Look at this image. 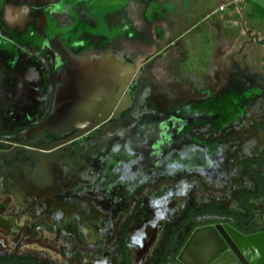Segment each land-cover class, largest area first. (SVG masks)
<instances>
[{
  "label": "rangeland",
  "instance_id": "obj_1",
  "mask_svg": "<svg viewBox=\"0 0 264 264\" xmlns=\"http://www.w3.org/2000/svg\"><path fill=\"white\" fill-rule=\"evenodd\" d=\"M37 1L39 3H36L38 7L32 9V6ZM37 1L0 0L1 26L5 27V29L14 28L16 29L15 31L19 32V29H23L22 27L26 17H29V19L33 17V20H38L40 24L42 17L44 18L43 20L47 18H45L43 13L48 14L50 9L51 11L61 12H67L70 9L65 5L61 7L56 6V3H54L56 0L45 1L47 2L46 6L40 2L41 0ZM84 1L86 0H78V4H80L79 13L82 15L83 19H80L72 28H69V30L64 33V37L75 38L83 43L79 51L68 48V50L71 51L70 53L76 56L73 63L77 64V61L81 60L90 51H110L123 57L124 61L135 66L139 73L143 72L144 87L142 95L136 105L139 110L144 113L152 111L157 114L154 116H157L159 120H163L164 118L162 117H166L172 112H176L182 118L186 119V121H184V119L178 121L170 118L169 121H171V125L176 132L179 131L180 128H187L186 131L190 130L192 132L191 138L188 139L189 142L198 144L202 146V148L203 146L205 147L204 156H206V160H208V163L206 162L205 164L206 174L216 172L212 170L213 167L217 168L215 166H218L217 164L214 165L216 160H221L222 162L221 166H223V169L221 170L223 171L216 172L217 175L213 176V180L209 178L211 181L208 183L210 184L209 186L215 189H228L229 195L220 196L214 193L211 194L210 190L205 191L204 189L202 194V188L198 187L196 189H200L197 190L199 193L197 192L196 195H194L195 197L192 196L193 194L190 193V189L197 185L193 182H188L189 180L192 181L193 177L188 178L184 177V175L190 172L195 173L194 166H181L177 172L171 175L174 176L175 179L179 177L176 183L177 185L165 192H163V189L168 185H162L159 187L158 191H153L152 196L148 197L147 201L143 204L144 208L142 209V214L135 216L133 222L129 221L127 232L134 231L137 224H141L143 229L145 228V231L143 230L144 234L140 236L141 239H147L148 234L145 232L148 227L157 229L156 235L154 233V235L151 236L152 239L150 241L153 243H150V247L142 260V264H154L164 248L167 225L178 221L182 211L187 205L201 204L205 203V201L210 202V200L216 199L214 201L222 203L230 209L239 210L234 199V191L237 188L252 189L253 184L242 175L241 168L231 165L234 160L239 161L242 157L240 153H236V146L233 142L234 139L231 138L228 139L227 142H223L224 147L221 146L222 143L220 140L217 142L216 139L222 138V135L227 134V130L230 126L228 123L233 121L235 115H240L237 117L238 120H236L238 121V126L235 127L234 138L245 140L242 137V135L245 134L243 131L244 123L242 121H244V119L248 120L247 118H251V116L259 119L262 114L261 111H264V93L257 103L256 101L261 94L255 89L239 94L229 91L231 93L225 95L221 99L216 98V93L220 90H218L215 85L221 79V74L218 71L219 69H217V75L210 73L208 70L209 65L203 61V59L207 58L206 52H208L207 49H209L210 46L206 48V46L203 45V29L200 30L201 33L198 35L201 42H199L198 37L195 38L198 43L195 42V39H192V34H185L191 24L200 20V12H197L196 8H191V3L197 5L203 3L204 6H208L215 3L216 0H94L93 4H101L109 7L107 10L97 8L95 13H93L94 20H97L99 24L91 19L89 13H86L85 7L84 9L81 8L82 4H85ZM70 3L73 4V2H69L68 4ZM40 4L44 10L39 9L41 8L39 6ZM3 8L5 11H3ZM18 32L15 33L16 50H21L20 52L23 53V49H17V47L24 48L27 42L21 43L20 41L23 39L22 35L25 36L26 34L27 36L28 34L24 33L22 30L20 33ZM29 36H32V33H30ZM178 36H182L179 41L176 40ZM37 45L39 46L37 48H40V43ZM83 48H85V50ZM195 50H200V53ZM193 53L195 55L199 53L198 56L200 58L196 63L194 62L191 64L190 61L194 58ZM26 56L34 66L32 70L33 73L39 77H37L39 82L44 84L45 78L47 79V77L44 74L45 72H42L40 68L38 72V57H36L33 52H28ZM0 63L3 66L1 67L2 72L14 73V70L21 69L20 66H17V60L12 55L5 56L2 60L0 59ZM72 65L70 64L62 71V79L69 83L70 89L73 88V83L76 82ZM17 76L19 77V74H17ZM260 77L261 76H257V79L262 80ZM30 93V91L17 93L16 90L11 91L6 87L0 86V107L10 110L7 113V120L9 125H12L11 127L6 125V128L0 130L9 131L20 128L21 125L25 124L20 123H22L21 121H23L26 112H30L31 114L28 115L31 117H36L35 110L41 109L42 103L39 99L40 97H37V99L33 97L34 101L30 99ZM232 93H234L235 96H233ZM234 97H237L236 99L240 98V102L235 103ZM208 99H211V101L208 102ZM204 101H207V104H203ZM255 104H257L255 111L252 108V110L248 112L249 106L252 105L254 107ZM73 105L74 102L58 104V107H56L57 110L55 111L56 113L53 114L52 118L58 120L65 119L66 121L74 109ZM244 108L246 109L245 112L242 111ZM237 110L239 111V115L236 114L238 112ZM201 119L203 120V124H201ZM0 122H2L1 119ZM110 123L111 122L106 123L101 128L92 131L88 135L90 138L85 141L84 144L82 143L80 147H74V150L82 148L80 149L81 152L90 154L91 159H89V162L83 160L85 156L80 155L77 156V160L72 162L70 159L68 160L67 157V159H64L66 164L59 161L56 165L57 167H54L55 170L53 173L60 177L57 178L54 193L50 196H52L54 201L59 202L61 206L77 205L80 211L83 210L85 214L88 213L87 208L84 209L88 205L84 197L92 196L86 191L92 189L93 185L98 184L99 178L102 175L104 163L100 162L99 158L105 153H109L108 149L114 145L113 138L121 134L124 125L119 123L107 126ZM54 124L55 123L52 124V122L49 121L47 125L54 126ZM61 124L67 127L71 126L76 130L79 129V131L82 130V128L73 125L74 123L69 124V121ZM105 126L106 128H104ZM22 128L23 127H21V129ZM58 129L60 131L64 130L62 127ZM56 130L57 129L51 131L47 129V135H49L47 141H50L51 137L57 134ZM129 132H131V130L128 131L127 134H122L129 135ZM65 133L67 134L68 131H63L61 134L64 135ZM156 133L158 136H162L163 134L162 132ZM253 134L254 137L251 141L256 143V146L252 147L250 152L264 147V136L262 133L254 131ZM199 135L202 137L199 138ZM57 136L59 137L60 135L58 134ZM181 138L182 136L179 137L182 141L183 139ZM109 139H111V146L108 145V143H110L108 141ZM56 148L58 150V155H60L61 153L59 152L62 151V148ZM54 149L55 148L52 150ZM57 150L52 152H56ZM187 153L190 154L187 161H190L191 157L195 159L191 152ZM247 153L249 154V152L242 154L247 155ZM122 154L123 153H120L119 155ZM125 155L127 156V153H125ZM178 157L179 156L174 155L173 161H181ZM116 158L118 157L115 156L109 162L107 172L104 175L105 182L111 180L115 174L120 173V170L116 169L117 167L115 164L116 161H118ZM197 158L198 159L195 160L203 165V157L199 155ZM68 162L70 165L67 164ZM197 173L200 174L199 172ZM215 176H221L222 178L220 179H223V182L221 183L220 179L215 178ZM61 177L65 182H58ZM234 178L240 181L239 184H232L231 179ZM78 179L89 180L91 185L80 184L77 182ZM60 184L62 185L60 186ZM155 188L158 187L155 186ZM95 189L97 190V188ZM98 189L102 190L101 193L105 192L102 188ZM160 191L161 193L159 195L158 193ZM146 194L147 191L144 195ZM190 194L192 195L190 196ZM127 196L128 198L131 197L130 194ZM1 201H3L2 198H0V255L10 254L14 249H17L21 252L28 251V253L38 254L39 259H50L59 264H119L120 259L116 255L115 250L104 248L106 240L109 239L111 235L109 231L113 230L111 224H108L104 231L100 230L99 225L93 226L88 224L101 238L99 245L101 253L109 251V255L95 263L87 258L86 263H83V261H81L83 254L78 253L73 257L71 255V246L67 245L66 239L61 237L63 230L76 234V223L78 221L76 214L72 216L69 224H65L61 219V214L58 213L52 218V226H47L41 231L35 229L34 225L30 228H26L24 231H17L14 220L8 215L9 211H14V206H12V204L10 205L8 202ZM170 201L178 202L169 207L168 204ZM96 204L97 207L99 206L101 209L106 207L107 212H104L100 208L98 209L109 215L113 212V215L117 216L120 211V207L116 209L112 208L113 205L105 204L103 195ZM118 216L114 220H112L111 217L112 222H115ZM142 217L143 219H141ZM140 220L141 223H139ZM258 220L259 219L256 218L253 221L255 225L259 227L260 222ZM220 221L219 218L205 216L196 219L195 223H210L208 225H216L220 223ZM21 223L22 222H20V224ZM139 232L140 230L131 233L128 238V249L130 251L132 264H139L140 261L137 260L139 258H136L137 254L135 252L136 246L142 243V240H138L140 243L138 241L135 242V238L138 237ZM185 232L186 230L182 232L180 236H183ZM28 237L30 238L28 239ZM76 240L80 246L84 247L86 243L89 242V240L84 241L83 237L80 236H77Z\"/></svg>",
  "mask_w": 264,
  "mask_h": 264
},
{
  "label": "flooded vegetation",
  "instance_id": "obj_2",
  "mask_svg": "<svg viewBox=\"0 0 264 264\" xmlns=\"http://www.w3.org/2000/svg\"><path fill=\"white\" fill-rule=\"evenodd\" d=\"M45 1L47 0H41L40 2L46 6L47 2ZM69 2H73V4H68ZM84 2L85 4L83 3L81 8L84 9L85 7L86 13H89L91 15V19L93 20V13H95L97 8H101L102 10H107L109 8L106 5L93 4L94 0H86ZM36 3L39 4L38 1L35 2L32 6V9L38 7ZM54 3H56V6L58 7L65 5L71 10L69 9L67 12H61L54 10L51 11L50 9L48 14L43 13L45 18H47L46 20H43L44 18L42 17L40 24L38 20L34 21L33 17L30 19L29 17H26L22 27L23 29H19V32L15 31L16 29L14 28L5 29V27L1 26L0 21V59L2 60L5 58V56L12 55L17 60V66L21 67L20 70L16 69L14 70L15 72L13 71L16 74L6 73L1 71V67L3 66L0 63V86L6 87L11 91L16 90L17 93L30 91V99L33 100L34 98L37 99V97H40L39 99L42 103L41 109L35 110V118L28 115L31 114L30 112H26L24 114V119L21 121L22 123H20H25L21 125V127H23L22 129L20 127L18 129H12L9 131L0 130V198L3 199L1 202H8L10 205L12 204V206H14V211H9L8 215L14 220L17 231H24L26 228H30L32 225L35 226V229L41 231L47 226H52V218L58 213L61 214V219L63 222L65 224H69L72 216L76 214L78 217V221L76 223V234L63 230L61 237L65 238L66 244L71 246V255L73 257L78 253L83 254V257L81 258L83 263H86L87 258L95 263L109 255V251H106L107 253L105 251L104 253H101L99 249L101 238L91 227H89V225H99L101 231L106 230L108 224L112 225L113 230L109 231L111 235L109 239L106 240L104 248H107L108 250L114 249L119 259L120 256L116 250L118 234L121 233L123 229L126 231L124 241L126 247L128 248L129 235L140 230L138 233L139 239L136 237L135 242L142 240V243L138 244L139 246H136L135 252L137 254L136 258H139L137 260H140L139 264H142V259H144L145 253L150 247V240L152 239L150 234L155 232L156 235L157 229L148 227L145 232L148 234L147 239H141L140 236L141 234H144L145 231V228L143 229L141 224L138 225L136 223L137 226L135 230H130L131 232H127V226L130 222H133L135 216L142 214V209L144 208L143 204L147 201L148 197L152 196L153 191H158L159 187L162 185H168L163 189V192L175 187L179 177L175 179L174 176L171 175L177 172L181 166H194L195 173L190 172L184 175V177L188 178L193 177L192 181L189 180L188 182H193L195 185H197L190 189V193L193 194H190V196L196 195L197 192L199 193L197 190L200 189H196L198 187L202 188V194L204 189L205 191L210 190L211 194L214 193L220 196H227L229 195L228 189H215L212 186H209L210 184L208 183L211 181L209 178L213 180V176L217 175L216 172L223 171L221 170L223 169V166H221L222 162L221 160H216L215 163L213 162L214 165H218L215 166L217 168L213 167L212 169L216 172L206 174L205 164L206 162L208 163V160H206V156H204L205 147L203 146L202 148V146L198 144L189 142L188 139L191 138L192 132L190 130L186 131L187 128H180L179 131L176 132V130L171 125V121H169L170 118L178 121L184 118H182L176 112H172L166 117H162L164 118L163 120H159L157 116H154L157 115L154 112L150 111L144 113L139 110L138 106L136 105L138 104V100L142 95L144 76L143 72L139 73L137 69L120 95L119 103L117 104H121V106L126 104L128 97L130 99L129 106L120 113L115 116H113L114 113H112L109 119L103 121L100 125L96 126L78 138L76 137L80 132L79 129L76 130L71 126L67 127L62 125L61 123L69 121V124L74 123L73 125L77 126L78 122L83 121L86 115L81 119L77 112L83 107H85L86 110H92L93 105L99 106L111 102L112 99L117 95L122 85L121 81L123 80V69L116 70L114 65L109 62L107 58H109V56H114L123 62V64L126 62L124 61L123 57L118 56L110 51H90L81 60L77 61V64L73 63L76 56L71 54V51H69L68 48L79 51L83 43L75 38L64 37V33L65 31H68L69 28H72L80 19H83L82 15L79 13L80 4H78V0H56ZM39 6L41 7V4ZM39 9L44 10L43 7ZM3 11H5L4 8ZM94 21L99 24L97 20ZM21 30L28 34L27 36L26 34L25 36L22 35L23 39L20 41L21 43L27 42L26 45L24 44V48L17 47V49H23L22 51L24 54L20 52L21 50H16L17 44L15 41V33H20ZM30 33H32V36H29ZM38 43H40V48H37L39 47L37 45ZM83 49L85 50V48ZM28 52H33V54L38 57V72L40 68L42 72H45L44 74L47 77V79L45 78L44 84H41L38 80L39 77L33 73L32 70L34 66L30 62V59L26 56V54L28 55ZM86 61H96L99 67L92 70L88 69L87 72L83 71L81 76L78 72L79 67H81V65H83ZM89 63L90 62H88V65ZM70 64H75L72 65V68L76 82L73 83L74 86L72 89L69 88V83L62 79V71H64V69H66ZM17 74H19V77ZM229 93L231 92L225 90L218 91L216 93V98L221 99ZM232 95L235 96L234 93H232ZM236 98L234 97L235 103L240 102V98ZM207 101L210 102L211 99H208ZM207 101H204L203 104H207ZM67 102H74V109L71 112L70 117H68L66 121L65 119L58 120L56 118H52L53 114L56 113L55 111L57 110L56 107H58V104ZM257 102L258 100L256 103ZM252 108L253 106L250 105L248 112H250ZM245 110V108L242 109L243 112H245ZM9 111L10 110L4 107H0V119L2 120V122H0V129L6 128V125H9L7 120V113ZM75 113L77 115H75ZM238 113L239 111L236 114ZM239 116L235 115L233 121L228 123L230 126L227 130V134L222 135V138H217L216 140L217 142L220 140L222 143V145H220L223 146V142H227L228 139L231 138L234 139L233 142L236 146V153H240L242 157L239 161L234 160L231 163V160L230 163L231 165L241 168L240 161L242 159L250 156H257L264 149V147H262L250 152V149L256 146V143L251 141L254 137L253 132H261L264 136L262 129L254 127L255 123L264 125V119L261 118H264V116L261 114L259 119L251 116V118H247L248 120L244 119V121H242L244 123L243 131L245 132V134H243L244 136L242 135V137L245 140L234 138L235 127L238 126V121L236 120H238L237 117ZM49 121H51L52 124L55 123L54 126L47 125ZM184 121H186V119H184ZM109 122L111 123L107 126L119 123L124 125L121 134L116 135L114 137L115 139L113 138V146L110 145L111 139L108 140L110 142L108 145L111 146V148L108 149L109 153L107 152L99 158L100 162L104 163L102 175L99 178L98 184L93 185L92 189L86 191L92 196L84 197L86 203L88 204L84 209L87 208L88 213L85 214L83 210L80 211L77 205L61 206L59 202L54 201L52 196H50L53 195L56 180L60 177L59 175L56 176L53 173L55 170L54 167H57L56 165L59 163V161L65 163L64 159H67V157L68 160L70 159L72 162L77 160V156L80 155L85 156V159L83 158V160H87V162H89L91 155L81 152L80 149L82 148L74 150V147H80L82 143L84 144V142L90 138L88 135L92 131L101 128L104 124ZM201 122V124H203L202 119ZM11 126L12 125H9L8 127ZM60 127L63 129L66 127L67 128L60 131L58 129ZM104 128H106V126ZM47 129L51 131L57 129V134H54L50 141H47L49 136L47 135ZM130 130L131 132H129V135H126ZM63 131H68V133H65L66 135H62L61 133H63ZM156 132H162L163 134L162 136H158ZM58 134L61 136H59L60 138L57 136ZM180 136H182V141L179 139ZM198 137L200 138L202 136L199 135ZM55 146L58 147V149L62 148V151L59 152L61 153L60 155L62 160L60 155H58V150ZM53 148H55L54 150L57 151L52 152L54 151L52 150ZM187 152H191L195 159H198L197 157L201 155V157H203V165L192 157L190 161H187L188 157L190 156V154ZM245 152H249V154H242ZM120 153L123 154L119 155ZM125 153H127V156ZM174 155L179 156L178 158L181 161L174 162ZM115 156L118 157L116 158L118 159L115 164L117 167L116 169H119L120 171H118L120 173L115 174L116 176L114 175L111 180L105 182L104 175L107 172L110 160ZM67 164H69V162ZM262 168L264 170V166ZM215 178L220 179L222 177L215 176ZM58 182L65 181H63L61 177L60 181ZM77 182L83 185H91L89 180L78 179ZM220 182L222 183L223 179H220ZM231 182L232 184L236 185L239 184L240 181L234 178L231 179ZM61 185L62 184H60V186ZM154 185L158 188H155ZM95 188H97V190H99L98 188H102L105 192L101 193V189L97 191ZM238 189L239 188L234 191V195ZM146 191L147 194L144 195ZM160 193L161 191L158 194L160 195ZM129 194L131 197L128 198L127 195ZM102 195L104 197L105 204L113 205L112 208L116 209L117 207H120V211L118 212L119 216L117 215L118 219L115 222H112V220L116 219L117 216L113 215V212L110 213V216L108 213H104L107 212L106 207L102 209L99 206L97 207L96 203L99 201V198ZM177 202L178 201H170L168 205L170 207L175 205ZM258 202H261L262 205H256L263 209L258 214L254 215L249 224V229L245 228L244 232L239 231L244 235H251L264 231V201L258 200ZM98 208L104 212L100 211ZM256 218L259 219V227L253 225V220ZM141 219H143V217ZM20 222L22 223L20 224ZM139 223H141V220ZM220 223L225 222L220 221ZM189 227L190 225H188L185 229L186 232L183 236H180V234L185 230L181 231L177 239H182L188 232ZM77 236L83 237L84 241L89 240L85 247L80 246L76 240ZM29 238L30 237H28V239ZM13 257H28L34 258L38 263L59 264L50 259H39L38 254L28 253V251L21 252L17 249H14L10 254L0 255V260H7ZM0 264L5 263L0 262Z\"/></svg>",
  "mask_w": 264,
  "mask_h": 264
},
{
  "label": "crops",
  "instance_id": "obj_3",
  "mask_svg": "<svg viewBox=\"0 0 264 264\" xmlns=\"http://www.w3.org/2000/svg\"><path fill=\"white\" fill-rule=\"evenodd\" d=\"M221 5L226 6L225 10L219 11ZM191 8L200 12V20L191 24L185 34H192L193 40L198 37L201 42L198 35L203 29V45L206 48L210 45L205 57L207 62L203 61L213 75H217L219 69L221 79L215 85L218 90L239 94L255 89L261 94L257 100L261 99L264 93V0H216L208 6L191 3ZM181 38L178 36L176 40ZM195 51L200 53V50ZM194 53L191 64L200 58L199 53ZM261 112L264 116V111ZM256 204L262 205L258 201Z\"/></svg>",
  "mask_w": 264,
  "mask_h": 264
},
{
  "label": "water",
  "instance_id": "obj_4",
  "mask_svg": "<svg viewBox=\"0 0 264 264\" xmlns=\"http://www.w3.org/2000/svg\"><path fill=\"white\" fill-rule=\"evenodd\" d=\"M107 59L116 70L123 69L122 85L111 102L99 106L93 105L92 110L83 107L77 111L81 119L85 115L87 118L77 123L82 130L76 138L109 119L112 113L115 116L129 106V97L123 106L117 103L123 89L135 74L136 67L129 63L123 64L114 56H109ZM98 67L96 61H86L79 67L78 72L81 75L83 71L87 72L88 69ZM176 260L180 264H264V231L244 235L226 223L201 226L191 233Z\"/></svg>",
  "mask_w": 264,
  "mask_h": 264
},
{
  "label": "trees",
  "instance_id": "obj_5",
  "mask_svg": "<svg viewBox=\"0 0 264 264\" xmlns=\"http://www.w3.org/2000/svg\"><path fill=\"white\" fill-rule=\"evenodd\" d=\"M255 128H260L264 132V125L254 124ZM242 174L246 179L253 183V188H239L234 195L239 210L226 207L222 203L214 200L195 205H187L182 211L178 221L170 223L166 227L164 248L154 264H180L176 258L190 237L191 233L200 226L210 223H195V220L201 216H216L221 222L232 226L238 231L244 232L249 229V224L255 214L262 211L256 205L258 200L264 201V149L257 156H250L240 161ZM190 225L188 232L182 239H177L179 233ZM126 231L124 229L117 236V253L120 256L119 264H132L130 252L125 245L124 238ZM0 262L5 264H50L38 263L34 258L13 257L11 259H2Z\"/></svg>",
  "mask_w": 264,
  "mask_h": 264
},
{
  "label": "built area",
  "instance_id": "obj_6",
  "mask_svg": "<svg viewBox=\"0 0 264 264\" xmlns=\"http://www.w3.org/2000/svg\"><path fill=\"white\" fill-rule=\"evenodd\" d=\"M225 5H221L220 7H219V11H223V10H225Z\"/></svg>",
  "mask_w": 264,
  "mask_h": 264
},
{
  "label": "bare ground",
  "instance_id": "obj_7",
  "mask_svg": "<svg viewBox=\"0 0 264 264\" xmlns=\"http://www.w3.org/2000/svg\"><path fill=\"white\" fill-rule=\"evenodd\" d=\"M150 232H151V231H150ZM154 233H155V232H152V233H151V236H153V235H154Z\"/></svg>",
  "mask_w": 264,
  "mask_h": 264
}]
</instances>
